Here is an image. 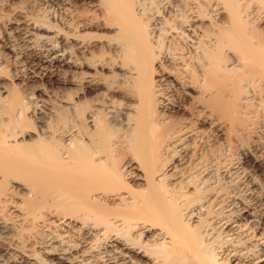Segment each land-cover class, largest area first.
<instances>
[{
    "label": "bare ground",
    "instance_id": "obj_1",
    "mask_svg": "<svg viewBox=\"0 0 264 264\" xmlns=\"http://www.w3.org/2000/svg\"><path fill=\"white\" fill-rule=\"evenodd\" d=\"M0 264H264V0H0Z\"/></svg>",
    "mask_w": 264,
    "mask_h": 264
}]
</instances>
